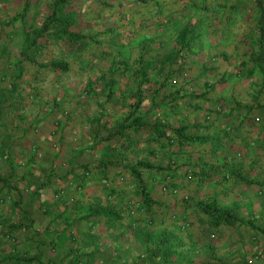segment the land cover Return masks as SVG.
I'll return each instance as SVG.
<instances>
[{
    "label": "crops",
    "instance_id": "0c3cea01",
    "mask_svg": "<svg viewBox=\"0 0 264 264\" xmlns=\"http://www.w3.org/2000/svg\"><path fill=\"white\" fill-rule=\"evenodd\" d=\"M166 23L142 28L138 52L120 49L99 71L87 68L78 42L55 39L35 56L41 66L26 58L22 75L16 50L6 60L10 43L0 44V264H74L92 249L91 264H147L129 225L148 220L130 212L141 187L155 200L154 225L176 231L178 251L192 253L152 264H264V69L249 61L255 43L204 30L182 46ZM60 43H71L70 58H57ZM57 60L66 68L46 66ZM200 200L237 219L208 228Z\"/></svg>",
    "mask_w": 264,
    "mask_h": 264
},
{
    "label": "rangeland",
    "instance_id": "374dc122",
    "mask_svg": "<svg viewBox=\"0 0 264 264\" xmlns=\"http://www.w3.org/2000/svg\"><path fill=\"white\" fill-rule=\"evenodd\" d=\"M53 2L54 0H0V44L5 41L10 43L9 49L5 46L1 48V54L7 60L12 56L11 50L15 49L14 59H21L26 65L22 67L21 73L28 70L21 50L40 58L39 49L45 42L55 39L63 41V38L53 33L54 27L49 32L39 30ZM57 9L62 15L73 19L72 24L66 27L67 30L78 31L87 36L75 41L85 60L90 63L87 68L95 71L106 70V57L120 49L125 48L130 56L138 52L136 41L143 36L140 30L157 21L167 22L171 36L176 35L179 27L186 25L189 26L187 37L190 38L202 36L203 31L207 30L209 36L214 37L220 33L239 36L244 46H253L257 37L254 0H64ZM141 15H144V21H139L138 17ZM122 39L124 43H121ZM70 45L71 43L63 47L60 43L57 58H70L71 53L67 50ZM213 61L216 63L219 60ZM226 62L231 64L228 60L219 63ZM197 64L193 60L191 65L195 68ZM6 100L5 96L2 101Z\"/></svg>",
    "mask_w": 264,
    "mask_h": 264
},
{
    "label": "trees",
    "instance_id": "16d2710c",
    "mask_svg": "<svg viewBox=\"0 0 264 264\" xmlns=\"http://www.w3.org/2000/svg\"><path fill=\"white\" fill-rule=\"evenodd\" d=\"M254 1L257 13V37L254 39L256 49L253 51L252 55L249 56V61H253L254 68L264 69V65H262V63H264V0ZM62 2H64V0H54L48 14L43 18L39 30L42 32H48L50 28L54 27L53 33L66 41L81 39L84 37L87 38L83 33L66 29V27H69L72 24L73 19L58 12L57 6ZM188 29L189 26L184 25L182 29L177 31L176 41L182 43V46L183 41L187 39ZM20 53L24 54L23 56L33 63L41 66L42 63L36 59L35 55H28L26 51L23 50H21ZM46 66L64 69L67 66V62L63 60L50 61ZM142 72L144 74L145 70H142ZM138 163L142 164V161H138ZM132 168L134 169L135 165H133ZM136 176H139V174L136 173ZM139 200L140 206L136 210L137 212L144 213V215L146 214L148 220H144L142 223H138L135 220L129 221V225L132 227L134 226V237L139 239L141 245V252H139L138 258L141 257L147 262V264H152L154 261H157V259L159 260L158 263L169 261L174 255L177 256L179 260L183 259V257H189V255L192 254L191 252L189 254V252L178 251L181 244V237L176 231L170 230L167 227L154 225V220L150 215V208L155 200L144 187H141L139 191ZM197 206L207 215L206 219L208 222V228H216L221 223H232L237 219L231 211L220 206L214 200H200L197 202ZM140 207H143L144 210H140ZM101 208L105 209L107 206H102ZM110 222L113 223L114 221ZM242 222L245 223L246 221ZM73 256L74 257L71 258V261L74 264H91L94 259V250L92 249L90 251L81 252V254H75ZM31 258L33 257L24 256L21 258V261H25L26 259L28 261Z\"/></svg>",
    "mask_w": 264,
    "mask_h": 264
},
{
    "label": "built area",
    "instance_id": "2783aa9c",
    "mask_svg": "<svg viewBox=\"0 0 264 264\" xmlns=\"http://www.w3.org/2000/svg\"><path fill=\"white\" fill-rule=\"evenodd\" d=\"M189 89H192V86L189 87ZM0 135H1V124H0ZM176 190L173 189V192H175ZM184 197H187L186 195ZM140 204L138 201H132L131 202V206H130V212L131 213H136L137 212V208H139ZM140 210H144L143 207H140ZM211 236H214L213 233H211ZM259 255V252H256L255 253V256L254 257H257ZM253 261V257H250L247 259V262L248 263H251Z\"/></svg>",
    "mask_w": 264,
    "mask_h": 264
}]
</instances>
